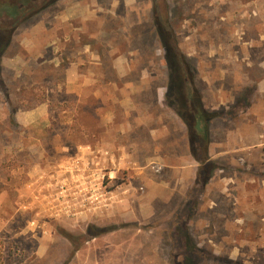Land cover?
Wrapping results in <instances>:
<instances>
[{
	"label": "rangeland",
	"instance_id": "1",
	"mask_svg": "<svg viewBox=\"0 0 264 264\" xmlns=\"http://www.w3.org/2000/svg\"><path fill=\"white\" fill-rule=\"evenodd\" d=\"M75 8L97 20H70L54 50L22 45L47 15L56 27ZM156 11L217 113L204 171L176 163L191 147L165 99ZM259 45L264 0H59L21 26L0 69V264H264V138L246 126L264 109ZM95 51L118 82L66 91L68 64L88 65ZM136 115L140 126L118 132Z\"/></svg>",
	"mask_w": 264,
	"mask_h": 264
},
{
	"label": "trees",
	"instance_id": "2",
	"mask_svg": "<svg viewBox=\"0 0 264 264\" xmlns=\"http://www.w3.org/2000/svg\"><path fill=\"white\" fill-rule=\"evenodd\" d=\"M58 1L0 0V69L2 59L11 46L17 30L53 7ZM155 22L169 70L165 99L184 121L191 154L199 163V170L204 171L211 160L209 123L217 113L206 107L201 91L194 85V68L190 65L187 55L180 49L170 23L162 17L161 11H156ZM8 101L12 105L9 99ZM11 108L12 114L17 111L16 108Z\"/></svg>",
	"mask_w": 264,
	"mask_h": 264
},
{
	"label": "crops",
	"instance_id": "3",
	"mask_svg": "<svg viewBox=\"0 0 264 264\" xmlns=\"http://www.w3.org/2000/svg\"><path fill=\"white\" fill-rule=\"evenodd\" d=\"M71 7H75V6H71ZM86 8L84 10H82V12L79 14L78 13V8H75L74 10L72 9H68L67 11H62L61 13L55 15V17L57 18V22H60L56 27H53V22L51 21L52 16L54 15H47L44 18V22H42L39 25H36L35 27H33L31 30L26 31V33L24 34L23 40H22V45L26 48V50L28 52H33L35 55L38 52L36 49V45H40L41 46V50L40 51H44L45 48H53L56 45H58V43L56 44V40H55V35L54 32L56 31V33L59 36H62L65 40L67 39L68 35H69V29H68V24L70 25V20H72L73 18H77V16H81L82 18H88L89 19H95L97 20L96 16L95 18L92 15H86ZM51 16V17H50ZM85 32V31H83ZM67 36V37H66ZM71 36V34L69 35V37ZM92 36L97 40L98 38V33H93ZM260 46V45H259ZM257 46L256 48L258 49H254V50H259V48H264V46ZM37 51V52H36ZM36 52V53H35ZM97 53V59L96 60H90V63L88 65H86L84 62L82 61H78V60H73L72 62H70V64H68V66L66 67V81L64 82V86L66 91L68 92H72L75 93L77 96L80 97V95H82L83 90L85 89V87L88 84H98V85H103V87H105L107 84H112L114 82H118L117 80H113L111 78H108L107 74H106V57H104V59L101 58V54L99 51H95ZM32 53V56H34V54ZM40 57H42V53L39 54ZM15 59V58H13ZM121 61V60H120ZM252 59L250 60V64H251ZM15 62H19V60L14 61V64H16ZM4 63L6 64V61H4ZM257 64V63H256ZM59 65V64H58ZM56 65V66H58ZM83 66V68L88 69L84 70L81 69ZM121 66V63L118 61V63H116V65L114 64V67H119ZM125 67V66H123ZM120 68V67H119ZM258 69L261 70L262 74L260 76H256V80H254V82H256V84L258 85V92L260 93V97L259 100L264 101V58L261 61H258ZM119 73V77H123L124 73L121 70H118ZM101 87L96 90V92H94V95L98 98H100L101 96ZM48 103H44L42 105V107H40L36 112H40V113H45V111L47 112L48 110ZM264 107V106H263ZM261 109V108H260ZM260 109L258 110V112L256 113L255 111H250L249 113H253L255 115V118L257 119L256 122H252V123H247L246 126L249 129L250 132H254L255 136L259 133L261 138H264V130L262 132H257V126L262 125L264 126V109H262L260 111ZM128 112V111H127ZM176 112V111H175ZM33 114V113H31ZM115 116L114 111H111L108 113V115L106 114L105 118H107V120H112L113 117ZM21 118V115H18V119ZM142 119H140L139 115L135 116L134 121L131 122V124L125 125L123 124L122 127L119 128L118 132H121L122 135H126L129 132L132 131V128L134 127V125L140 126L142 124ZM163 130V129H161ZM262 142L264 143V139H262ZM261 142V144H263ZM261 144H257L255 143L253 145L254 148L261 146ZM181 159H185V160H181ZM189 159V160H188ZM178 162L177 165H180L182 167L183 172H187L189 171V167L188 165H183L182 163H180L179 161H183V163H188L190 167H192V169H197L199 166V163L195 160V158L191 155V154H184V156H180L178 157ZM177 165L175 167V169L177 171H179L181 168H177ZM175 170V171H176ZM176 171V172H177Z\"/></svg>",
	"mask_w": 264,
	"mask_h": 264
}]
</instances>
